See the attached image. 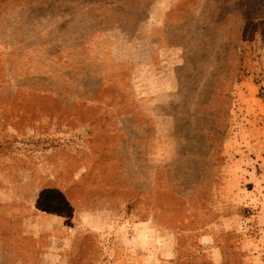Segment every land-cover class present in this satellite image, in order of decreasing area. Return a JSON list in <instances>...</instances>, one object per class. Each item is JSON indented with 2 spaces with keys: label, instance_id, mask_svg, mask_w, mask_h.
<instances>
[{
  "label": "rangeland",
  "instance_id": "374dc122",
  "mask_svg": "<svg viewBox=\"0 0 264 264\" xmlns=\"http://www.w3.org/2000/svg\"><path fill=\"white\" fill-rule=\"evenodd\" d=\"M0 264H264V0H0Z\"/></svg>",
  "mask_w": 264,
  "mask_h": 264
}]
</instances>
